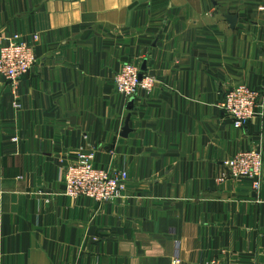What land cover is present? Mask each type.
<instances>
[{"label":"crops","instance_id":"0c3cea01","mask_svg":"<svg viewBox=\"0 0 264 264\" xmlns=\"http://www.w3.org/2000/svg\"><path fill=\"white\" fill-rule=\"evenodd\" d=\"M17 34L37 63L21 110L0 77V264H264V170L260 192L219 181L264 153V113L237 129L220 108L264 86V0H0V48ZM126 64L151 94L117 93ZM81 150L128 173L122 199L64 195Z\"/></svg>","mask_w":264,"mask_h":264},{"label":"built area","instance_id":"2783aa9c","mask_svg":"<svg viewBox=\"0 0 264 264\" xmlns=\"http://www.w3.org/2000/svg\"><path fill=\"white\" fill-rule=\"evenodd\" d=\"M39 35L34 36L38 41ZM37 63L33 46L22 35H14L0 48V77L11 85L16 100L13 106L22 109L18 87ZM117 93L126 99H136L141 93L151 94L156 85L154 77L145 75L136 64H126L114 79ZM220 108L233 121L237 129H243L264 113V86L255 90L247 85L230 89ZM13 142H18L17 138ZM225 173L220 182L247 180L254 192L263 187L264 153L260 149L241 151L223 163ZM129 175L126 171L100 168L96 165V151L81 150L64 169V195L70 199H89L97 204L122 199L127 191ZM50 200H47L49 203ZM209 264H226L214 260Z\"/></svg>","mask_w":264,"mask_h":264},{"label":"water","instance_id":"95a60500","mask_svg":"<svg viewBox=\"0 0 264 264\" xmlns=\"http://www.w3.org/2000/svg\"><path fill=\"white\" fill-rule=\"evenodd\" d=\"M236 20H237L236 17H232L229 21H230V23L233 25V24H235ZM131 103H133V100L131 101ZM129 122H130V117H129V119L127 120L126 127L124 128V131H123V133H122V137H125V138H126V137L128 136V134H129V132H130V129H129Z\"/></svg>","mask_w":264,"mask_h":264}]
</instances>
